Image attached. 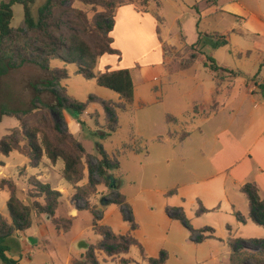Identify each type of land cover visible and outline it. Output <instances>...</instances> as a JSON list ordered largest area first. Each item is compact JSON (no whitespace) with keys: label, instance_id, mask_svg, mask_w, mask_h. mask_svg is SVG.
<instances>
[{"label":"rangeland","instance_id":"rangeland-1","mask_svg":"<svg viewBox=\"0 0 264 264\" xmlns=\"http://www.w3.org/2000/svg\"><path fill=\"white\" fill-rule=\"evenodd\" d=\"M46 1L32 0L34 18ZM122 1L124 5L115 12L112 34L120 56H105L96 67V71L111 68L128 69L131 73L133 101L126 111H115L116 131L107 128L104 108L96 102L80 111L55 109L52 117L94 158L91 169H85L82 184L88 176L97 179L96 159H101L102 153L116 158L119 169L109 170L108 174L113 177V189L128 202L130 216L138 227L132 234L148 258L163 254L164 264H229L230 236L242 242L264 239V227L250 220L243 224L236 217V213L248 217V204L239 189L241 185L255 183L256 177L261 176L264 143L261 140V146L251 154L250 150H231L233 165L219 174L216 169L220 163L214 158L223 141H218L216 134L224 129L234 133L262 114L264 84L255 95L242 98L249 81L260 79L264 83V52L258 51L261 42L264 44V32L257 31L259 24L253 19L247 21L241 15L220 12V6L233 0H215L198 8L195 5L203 0ZM247 5L251 6V13L264 12V0L258 5ZM74 7L87 11L89 18L93 15L89 7L80 3ZM12 13L10 26L18 28L23 21V6L15 4ZM197 42L203 56L210 57L218 66L240 72V76L228 78L218 94L213 75L201 63L187 70L179 68L180 58L177 59L172 48L180 44L188 48ZM61 67L60 62H51V68ZM141 67L148 68L139 71ZM66 69L69 77L60 87L65 88L70 100L86 104L89 98L95 97L118 103L116 93L76 75L74 65ZM48 77V72L30 64L10 69L0 77V137L18 124L16 119L2 115L4 110H27L32 107L34 97L56 108L52 95L42 89ZM213 106L217 107L216 115ZM166 115L176 117L181 123L168 126ZM68 126L73 129L69 130ZM168 130L177 135L189 132L190 136L177 144L176 137L167 139ZM158 138L166 141L160 143ZM125 145H132L133 151L122 155ZM62 168L61 160L54 166L33 167L29 159L15 152L0 157V180L14 181L20 201L29 203L27 181L36 177L62 194L55 216L71 221L68 232L58 233L49 217L33 216L29 230L16 232L7 240L6 254L18 264H71L100 241L92 230L93 213L82 201L74 200L73 188L61 177ZM174 188L177 194L165 197ZM111 190L98 186L89 207L99 211L103 226L113 233L126 234L130 224L123 209L116 204L100 205L102 199L112 197ZM259 194L264 199V190ZM8 198L9 193L0 190V214L5 218H9ZM207 228L214 231L213 237L202 243L195 242L193 238L198 233L192 236L191 231ZM79 242H85L88 248L78 249ZM124 257L132 260L130 264H148L136 247H131ZM96 259L99 264H120L118 259L107 258L99 251Z\"/></svg>","mask_w":264,"mask_h":264},{"label":"trees","instance_id":"trees-1","mask_svg":"<svg viewBox=\"0 0 264 264\" xmlns=\"http://www.w3.org/2000/svg\"><path fill=\"white\" fill-rule=\"evenodd\" d=\"M80 3L89 7L93 13L88 17L87 11L74 7ZM122 0H47L45 5L38 9L37 16L31 14L32 0H0V77L13 68H20L25 64L38 67L46 71L49 77L43 82L42 89L49 92L55 102L56 108L42 103L37 97L32 101V107L24 111H6L2 115L14 118L17 126L7 134L0 137V157H8L15 152L30 160L33 167L43 164L46 159L54 166L58 160L63 162L61 177L74 190V200L82 201L85 208L91 210L94 215L92 222L93 232L100 237V241L89 249L81 259H73L71 264H99L96 252H102L107 258H116L120 264H130L132 260L126 259L131 247L139 250L141 259L148 264H164L166 257L161 254L159 258H148L142 245L134 238L132 232L138 227L130 216L126 198L117 189L111 190L109 204H116L123 209L130 224V230L126 234L113 233L108 227L100 223V213L89 207L90 199L97 194L98 186L109 187V170L119 169L114 156L102 153L101 159H96L95 173L97 179L88 176L85 184L80 183L85 179V169L90 167L91 160L81 144L68 131L62 130L52 117L55 109L72 108L76 111L84 109L88 104L96 102L102 105L106 113V126L111 132L116 131L115 111H126L132 104L134 97V83L128 69L111 71L104 68L96 71L97 64L103 56H116L120 53L113 47L111 33L114 27L116 10L123 6ZM21 4L24 9L22 24L18 28H11L12 7ZM159 21V18H157ZM160 22V21H159ZM223 45L227 44L224 40ZM199 42L183 51H177L175 56L179 60L180 69L187 70L190 67L202 64L214 73L217 90L228 78L240 76V72L231 71L218 66L210 57L203 56L198 47ZM187 54L184 58L180 55ZM58 61L61 68H51V62ZM74 65L76 75L85 80H94L102 88L113 91L118 95V103L103 101L95 97L88 99L86 104H79L70 100L65 88L60 83L68 79L66 67ZM215 109V106L212 107ZM197 112L196 105L194 106ZM165 123L179 125L181 122L172 115L165 116ZM189 132H181L179 135L168 130L167 139L176 137L177 142H182ZM166 139L158 138L162 143ZM145 151V148L143 149ZM132 145H125L122 155L132 152ZM27 198L29 203L20 201L17 197V185L10 178L0 180V190L7 191L9 198L6 208L9 218L0 214V261L2 264H18L16 260L7 256V240L16 232H25L33 223V216L46 215L56 227L57 232H68L71 221L67 218H58L55 213L62 203V194L51 189L36 177H30L27 181ZM177 189H171L165 193V197L175 195ZM239 192L248 203L249 215L247 218L236 213L237 219L245 224L248 220L256 225L264 227V199L259 194L255 183H247L240 186ZM170 210V209H169ZM167 209V212L169 213ZM183 220V217H176ZM185 224V223H184ZM189 229V226L185 224ZM209 235H204V233ZM194 241L202 243L213 237L214 231L210 228L191 231ZM230 248L229 264H264V239H250L242 242L232 236L228 239Z\"/></svg>","mask_w":264,"mask_h":264},{"label":"crops","instance_id":"crops-1","mask_svg":"<svg viewBox=\"0 0 264 264\" xmlns=\"http://www.w3.org/2000/svg\"><path fill=\"white\" fill-rule=\"evenodd\" d=\"M259 1L260 0H233L232 2H229V3H226L222 6H220V12H223V13L231 12L233 16H237V17H240V15H241V17L247 21L250 19H253L254 21H256V23L259 24L257 27V31L258 32H264V12L260 11V12L254 13V11H253V13H251L252 10L249 9L251 6L247 5V3L248 4L250 3L251 5H255V4L258 5ZM214 2H215V0L214 1L213 0H203L202 2H200V5L197 4L195 6L198 8L202 5H207V4L211 5ZM131 15L134 16L132 13H131ZM114 19H115V17H114ZM112 34H113V31L111 33V37H112ZM256 36H257V38L260 37L259 34H257ZM113 47L115 48L114 39H113ZM259 47H260L261 51L260 50H258V51L264 52V44L262 42H261ZM172 49L177 52V51H180V49H183V46L180 44L178 47H173ZM104 57L105 56H103L102 58H104ZM102 58H100V59H102ZM156 67H158V65H156L155 68ZM143 68H148V67H141L139 69V71L140 70L142 71ZM206 69L214 77V73L211 70H209L208 68H206ZM109 70L115 71L117 69L109 68ZM263 84L264 83H262V81L260 79L249 81L248 84L246 85V90H245L244 97L242 98V100H245L246 97H249L250 95H255L258 92L259 88L263 87ZM118 100H119V98H118ZM255 106H257V104H255ZM262 106H263L262 114L257 119H252L251 122L249 124L245 125L244 128H241V129L238 128V129H236V131L234 133L233 132L230 133L228 131V129H224L220 133L216 134L218 141H221V142L223 141V143L221 145V150L216 153L215 158H214V160H217L220 163V165H219L220 168L216 169L219 174H222L226 170L230 169L231 166L233 165L231 150H233L234 148L236 150H245V151L250 150L249 154H251V152L254 151L257 146H259V145L261 146V140L264 143V136H263L264 135V102H262ZM217 113H218V110L216 107L215 111H213V114L216 115ZM68 128H69V130L73 129V128L71 129L70 126H68ZM189 136L190 135H188L186 137V139L189 138ZM169 140H173V139H169ZM177 144H181V142H178ZM263 148H264V146H263ZM44 160H43V164L45 166H52L48 160H46V159H44ZM230 173H231V171H230ZM259 173L261 176H257L254 181H255L256 185L258 186V189L264 190V170L262 169V167H260ZM237 181H239V180H235L234 182H237ZM82 182L80 183V185H82ZM114 185H115V182H114ZM101 186H103V185H101ZM110 186L108 188H110ZM111 189H113V188H111ZM175 189H177V188H175ZM260 190H259V192H260ZM176 194H177V192H176ZM74 212H76V211H72V213H74Z\"/></svg>","mask_w":264,"mask_h":264},{"label":"water","instance_id":"water-1","mask_svg":"<svg viewBox=\"0 0 264 264\" xmlns=\"http://www.w3.org/2000/svg\"><path fill=\"white\" fill-rule=\"evenodd\" d=\"M109 180L111 181L110 189L114 188V186L112 185L113 184V177L109 176ZM107 204H109L107 199H102L101 200V203H100L101 207H103V206H105ZM77 248L80 249V250H86L88 248V245L85 242H79Z\"/></svg>","mask_w":264,"mask_h":264}]
</instances>
